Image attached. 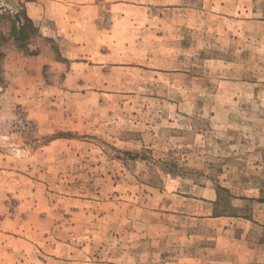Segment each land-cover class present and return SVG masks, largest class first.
Listing matches in <instances>:
<instances>
[{
    "label": "rangeland",
    "instance_id": "1",
    "mask_svg": "<svg viewBox=\"0 0 264 264\" xmlns=\"http://www.w3.org/2000/svg\"><path fill=\"white\" fill-rule=\"evenodd\" d=\"M0 37V264H264V0H0Z\"/></svg>",
    "mask_w": 264,
    "mask_h": 264
},
{
    "label": "trees",
    "instance_id": "2",
    "mask_svg": "<svg viewBox=\"0 0 264 264\" xmlns=\"http://www.w3.org/2000/svg\"><path fill=\"white\" fill-rule=\"evenodd\" d=\"M19 19L17 20L20 25L18 27V32L16 29H14V35L18 36V40L20 41V43L24 42V45L26 43H28L29 39L31 38H35L38 35V29L35 26L34 22L25 14L24 18L21 19L20 17H18ZM29 32V36L25 33V31ZM1 36H4L3 34H1ZM1 39V37H0ZM0 60H1V56H0Z\"/></svg>",
    "mask_w": 264,
    "mask_h": 264
},
{
    "label": "crops",
    "instance_id": "3",
    "mask_svg": "<svg viewBox=\"0 0 264 264\" xmlns=\"http://www.w3.org/2000/svg\"><path fill=\"white\" fill-rule=\"evenodd\" d=\"M208 195L210 196L209 197V200H212L214 201L215 198H216V195H215V192L214 191H211V190H208ZM206 198V197H204ZM223 219H231V218H216V219H210V220H215V221H221ZM246 221V220H245ZM248 223L250 224V222L248 221Z\"/></svg>",
    "mask_w": 264,
    "mask_h": 264
}]
</instances>
